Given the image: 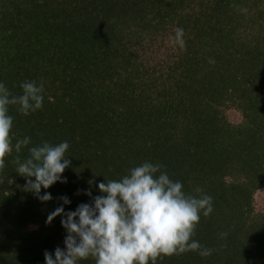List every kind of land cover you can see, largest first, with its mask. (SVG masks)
Here are the masks:
<instances>
[{
    "label": "trees",
    "instance_id": "16d2710c",
    "mask_svg": "<svg viewBox=\"0 0 264 264\" xmlns=\"http://www.w3.org/2000/svg\"><path fill=\"white\" fill-rule=\"evenodd\" d=\"M0 81L13 95L43 81L41 109L25 116L10 106L13 143L67 141L71 161L67 183L42 189L53 199L41 203L13 163L27 148L6 158L0 264H45V251L64 248L61 217L46 223L59 198L74 211L91 203L85 191L100 195L99 183L144 162L186 193L203 189L214 209L193 237L212 255L156 264H264L254 197L264 192V0H0Z\"/></svg>",
    "mask_w": 264,
    "mask_h": 264
},
{
    "label": "clouds",
    "instance_id": "9594fccd",
    "mask_svg": "<svg viewBox=\"0 0 264 264\" xmlns=\"http://www.w3.org/2000/svg\"><path fill=\"white\" fill-rule=\"evenodd\" d=\"M175 42L184 46L182 28L175 30ZM20 88L22 94L13 95L0 81V172L13 151L20 153L27 148L26 159L21 161L17 156L13 161L16 173L26 180L24 191L46 203L53 197L48 191L41 194L42 189L67 183L62 174L71 165L66 155L69 143L43 142L29 147L31 138L27 136L13 143L10 106H18L27 116L41 109L44 101L43 81H25ZM162 167L144 162L119 180L101 182L97 185L100 195L93 197L85 191L91 203H81L74 211L66 212L64 206L71 201L60 197L61 205L47 216L46 223L61 217L66 231L64 248L45 251V264H81L89 259L95 264H156L158 258L188 251L201 257L212 255V249L193 239L201 215L208 217L214 210L212 197L199 187L195 189L198 195L186 193L183 184L170 179ZM226 235L221 233V237Z\"/></svg>",
    "mask_w": 264,
    "mask_h": 264
},
{
    "label": "rangeland",
    "instance_id": "374dc122",
    "mask_svg": "<svg viewBox=\"0 0 264 264\" xmlns=\"http://www.w3.org/2000/svg\"><path fill=\"white\" fill-rule=\"evenodd\" d=\"M227 115L234 121H238L240 119L239 112L236 110H228ZM255 210L256 212H264V192L262 190H258L255 193Z\"/></svg>",
    "mask_w": 264,
    "mask_h": 264
}]
</instances>
